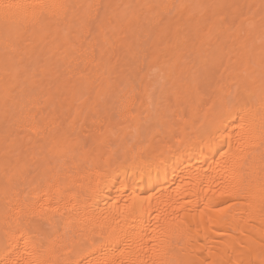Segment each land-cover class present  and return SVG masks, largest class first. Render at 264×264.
I'll list each match as a JSON object with an SVG mask.
<instances>
[{"label":"bare ground","instance_id":"obj_1","mask_svg":"<svg viewBox=\"0 0 264 264\" xmlns=\"http://www.w3.org/2000/svg\"><path fill=\"white\" fill-rule=\"evenodd\" d=\"M0 2V264H264V0Z\"/></svg>","mask_w":264,"mask_h":264},{"label":"rangeland","instance_id":"obj_2","mask_svg":"<svg viewBox=\"0 0 264 264\" xmlns=\"http://www.w3.org/2000/svg\"><path fill=\"white\" fill-rule=\"evenodd\" d=\"M1 74V73H0ZM157 75H158V78H157ZM2 76H3V74L2 75H0V81H1V79H2ZM164 76V78L163 77H161V80H163V81H165L164 83H165V85L167 86V88H169V85L171 84L170 83V81H169V77L168 78H166L167 77V75L165 76V75H163ZM160 77H159V74L157 73L156 74V72H154V73H151V74H149L145 79H143V80H141V82H142V84L144 85V86H147V85H150V86H147V88L149 89V91L151 92V93H153L154 91V97L152 98V104H151V110H152V112H153V110L155 109V104L157 103V101H159V100H161L160 98H159V95L160 94H158V93H160V92H162L163 90H160V89H162L161 87H164L163 89L165 90L166 89V86L164 85V83H162V81H160ZM159 79V80H158ZM168 82V83H167ZM167 83V84H166ZM0 85H1V83H0ZM164 85V86H163ZM0 91H2V89L0 90ZM156 93V94H155ZM4 94V92L2 91V93H0V97L1 98H3V95ZM106 97V98H105ZM83 99H84V97H82ZM104 99V101H103V99ZM108 99V100H107ZM101 102L102 103H105V104H108V105H110V107H115V104L112 102V100H110L109 99V97L108 96H102L101 97ZM113 104H114V106H113ZM154 108V109H153ZM143 109H144V105H143ZM114 109H112V112L114 113V117L116 118V120H121L120 118H118V117H120L116 112H115V110L113 111ZM117 110V109H116ZM115 114H116V116H115ZM118 120V121H119ZM89 124H90V122H88ZM88 123H86L85 124V127L87 128L88 127ZM117 123H119L120 124V126L119 127H123L124 125H126V123L124 124V122H117ZM118 124V125H119ZM122 124V125H121ZM85 128V129H86ZM15 132V131H14ZM12 133V132H10V135L12 134V138H13V134H15L14 136H15V140L17 141L18 139H20V134H18L17 133V135H16V132L15 133ZM17 136V137H16ZM19 136V137H18ZM19 141H21V140H19ZM5 151V150H4ZM2 154H0V156H1ZM4 156H6V154H4ZM11 156H14V157H11ZM11 157V158H10ZM6 158H8V160H10V163L12 164V165H14V161H13V159L15 160V158H16V155H12V154H9V155H7L6 156ZM1 159L3 160V161H1ZM4 160H5V162H4ZM8 160H6V159H4L3 158V155H2V157L0 158V161L1 162H4V163H1V164H6V162H8ZM0 164V166H2ZM9 164V163H8ZM4 166H6V165H4ZM0 171H1V168H0Z\"/></svg>","mask_w":264,"mask_h":264},{"label":"snow or ice","instance_id":"obj_3","mask_svg":"<svg viewBox=\"0 0 264 264\" xmlns=\"http://www.w3.org/2000/svg\"><path fill=\"white\" fill-rule=\"evenodd\" d=\"M25 7L24 5H20V4H15V3H3V2H0V13H3L5 16H8L10 14H12L13 10H18V9H21ZM28 7H31L33 8L34 10H37L40 12V14H43V12L51 7H54L52 5H48V4H45V3H37V4H34V5H30ZM59 7L61 8H66L67 6L65 5H60ZM96 28L99 30L101 28V23H97L96 24ZM261 45H262V52H261V88H262V95H264V38H262L261 40ZM241 128H243V124L240 125ZM226 130V129H225ZM224 155L226 156L227 153H224ZM57 191H59V189H57ZM222 195L224 193H221ZM134 199H139V198H134ZM148 200H151V197H148L146 198L145 201H142V204L143 203H146ZM227 203V202H225ZM219 210V209H218ZM41 211H43V209H41ZM129 237L125 236L124 239L127 240ZM135 239L133 238V243H135ZM150 251H152V249H149ZM32 264H41V261L39 260H36V261H33ZM105 264H109V262H105ZM129 264H136V261L133 259V260H130L129 261ZM152 264H156V261H153Z\"/></svg>","mask_w":264,"mask_h":264}]
</instances>
